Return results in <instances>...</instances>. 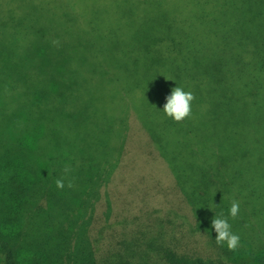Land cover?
I'll return each mask as SVG.
<instances>
[{"label":"trees","instance_id":"obj_1","mask_svg":"<svg viewBox=\"0 0 264 264\" xmlns=\"http://www.w3.org/2000/svg\"><path fill=\"white\" fill-rule=\"evenodd\" d=\"M0 264H264V0H0Z\"/></svg>","mask_w":264,"mask_h":264},{"label":"clouds","instance_id":"obj_2","mask_svg":"<svg viewBox=\"0 0 264 264\" xmlns=\"http://www.w3.org/2000/svg\"><path fill=\"white\" fill-rule=\"evenodd\" d=\"M194 100V94L191 90L176 84L168 95L165 96V103L162 112L173 121L180 122L191 114V102ZM67 171V169H65ZM58 189L64 187V180L57 178L55 180ZM215 195V194H214ZM213 206H218L211 201ZM239 212V202L232 200L227 215L221 211L211 218L210 228L215 232L214 240L218 245L226 246L229 250H236L240 244V236L232 230L229 218H235Z\"/></svg>","mask_w":264,"mask_h":264},{"label":"rangeland","instance_id":"obj_3","mask_svg":"<svg viewBox=\"0 0 264 264\" xmlns=\"http://www.w3.org/2000/svg\"><path fill=\"white\" fill-rule=\"evenodd\" d=\"M188 229H190V231L193 232L192 234L194 236H196L201 241V246H203L204 251H206V252L207 251H214V252H217V254H220L221 256H223V254L221 253L220 250L217 251L216 249L213 248V246L211 245V243H210V241L206 235L197 234L198 230H197V228H195V224H192V226L190 228L188 226ZM193 244H195V243L193 242Z\"/></svg>","mask_w":264,"mask_h":264}]
</instances>
